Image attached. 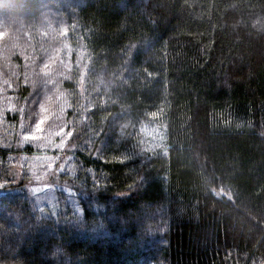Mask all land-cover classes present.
<instances>
[{
	"label": "trees",
	"instance_id": "16d2710c",
	"mask_svg": "<svg viewBox=\"0 0 264 264\" xmlns=\"http://www.w3.org/2000/svg\"><path fill=\"white\" fill-rule=\"evenodd\" d=\"M0 264H264V0H0Z\"/></svg>",
	"mask_w": 264,
	"mask_h": 264
},
{
	"label": "rangeland",
	"instance_id": "374dc122",
	"mask_svg": "<svg viewBox=\"0 0 264 264\" xmlns=\"http://www.w3.org/2000/svg\"><path fill=\"white\" fill-rule=\"evenodd\" d=\"M47 105H45L43 108H42V110L44 109L45 111H46V109H47V106H50L49 104H50V102L49 101H47ZM42 112V111H41ZM40 115H41V113H39ZM45 114V113H44ZM44 114H43V116H44ZM57 120V119H56ZM47 133H44V135L46 136L47 134H49V133H51V131L50 130H47L46 131ZM32 133H33V131H32ZM31 133V137L32 138H34V140L36 139V138H39L38 136L39 135H33ZM35 133V132H34ZM43 134H41V136H42ZM38 140V139H37ZM33 192H34V196L36 197V200H37V202L39 203V205L40 206H42V207H44V208H49V207H51L52 206V204H53V201H54V195H53V191H52V189L49 187V186H47V185H37V186H35L34 187V189H33Z\"/></svg>",
	"mask_w": 264,
	"mask_h": 264
}]
</instances>
